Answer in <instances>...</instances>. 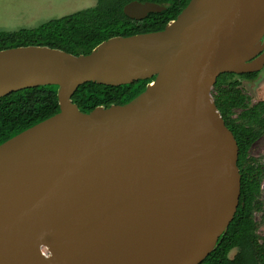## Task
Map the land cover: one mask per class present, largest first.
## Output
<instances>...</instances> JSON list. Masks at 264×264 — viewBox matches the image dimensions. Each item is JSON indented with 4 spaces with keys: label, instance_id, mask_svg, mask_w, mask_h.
<instances>
[{
    "label": "water",
    "instance_id": "water-1",
    "mask_svg": "<svg viewBox=\"0 0 264 264\" xmlns=\"http://www.w3.org/2000/svg\"><path fill=\"white\" fill-rule=\"evenodd\" d=\"M164 8L131 0L123 12ZM263 66L264 0H189L163 29L85 54L0 49V96L55 84L59 104L0 143V264H199L240 196L237 141L211 89ZM153 76L124 104L83 112L71 99L86 81Z\"/></svg>",
    "mask_w": 264,
    "mask_h": 264
},
{
    "label": "trees",
    "instance_id": "trees-1",
    "mask_svg": "<svg viewBox=\"0 0 264 264\" xmlns=\"http://www.w3.org/2000/svg\"><path fill=\"white\" fill-rule=\"evenodd\" d=\"M129 1L95 0L93 6L48 19L36 27L1 30L0 49L41 45L85 54L112 36L163 29L189 0H139L166 5L161 11L149 12L143 19L124 14L123 6ZM256 74L255 71L223 72L211 89L216 107L237 141L240 196L227 229L199 264H264V237L258 233V225L264 221L261 187L264 164L249 153L252 143L264 133V99L251 103L235 77L253 78ZM153 78L118 85L86 81L76 87L71 99L83 112L99 105L124 104L140 94ZM57 88L55 84L36 85L0 96V143L58 112ZM256 213H259V220L255 218ZM232 250L234 253L230 256Z\"/></svg>",
    "mask_w": 264,
    "mask_h": 264
},
{
    "label": "rangeland",
    "instance_id": "rangeland-1",
    "mask_svg": "<svg viewBox=\"0 0 264 264\" xmlns=\"http://www.w3.org/2000/svg\"><path fill=\"white\" fill-rule=\"evenodd\" d=\"M95 0H0V31L36 27L40 23L93 6ZM241 82L243 92L254 103L264 99V66L253 78L235 76ZM249 152L264 163V133L251 145ZM264 198V170L261 178ZM257 220L259 213L255 214ZM258 233L264 237V221L258 225ZM234 250L230 252L232 256Z\"/></svg>",
    "mask_w": 264,
    "mask_h": 264
},
{
    "label": "bare ground",
    "instance_id": "bare-ground-1",
    "mask_svg": "<svg viewBox=\"0 0 264 264\" xmlns=\"http://www.w3.org/2000/svg\"><path fill=\"white\" fill-rule=\"evenodd\" d=\"M139 43V42H138ZM138 43H135V44H131V45H127V46H125L124 47V50H125V52H128V53H130V52H134L137 48V44ZM135 48V49H134ZM128 55H126L125 54V56L124 57H127ZM117 61V58H114V59H112V60H108L107 61V64H108V67H111V68H115V62Z\"/></svg>",
    "mask_w": 264,
    "mask_h": 264
},
{
    "label": "flooded vegetation",
    "instance_id": "flooded-vegetation-1",
    "mask_svg": "<svg viewBox=\"0 0 264 264\" xmlns=\"http://www.w3.org/2000/svg\"><path fill=\"white\" fill-rule=\"evenodd\" d=\"M253 72H254V71H253ZM255 72L258 73V71H255ZM256 75H257V74H256ZM254 142H255V141H254ZM254 142H253V143H254ZM253 143H252V144H253ZM250 147H251V146H250ZM249 149H250V148H249ZM249 153H250V152H249ZM259 160H260V159H259ZM260 161H261V160H260ZM261 162H262V161H261ZM263 164H264V163H263ZM263 170H264V169H263ZM262 175H263V173H262Z\"/></svg>",
    "mask_w": 264,
    "mask_h": 264
}]
</instances>
